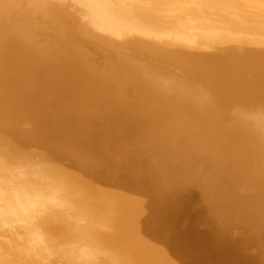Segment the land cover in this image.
Instances as JSON below:
<instances>
[{"label":"bare ground","instance_id":"6f19581e","mask_svg":"<svg viewBox=\"0 0 264 264\" xmlns=\"http://www.w3.org/2000/svg\"><path fill=\"white\" fill-rule=\"evenodd\" d=\"M0 264H264V0H0Z\"/></svg>","mask_w":264,"mask_h":264},{"label":"rangeland","instance_id":"374dc122","mask_svg":"<svg viewBox=\"0 0 264 264\" xmlns=\"http://www.w3.org/2000/svg\"><path fill=\"white\" fill-rule=\"evenodd\" d=\"M198 190L197 189H195L194 190V198L191 200L192 202V204L189 206V208H188V213H190L191 212V215H193L195 212H194V210H198V208L200 207V206H202V203H201V201H200V198H199V193L197 192ZM197 193V194H196ZM196 196H198V197H196ZM199 201V202H198ZM197 202V203H196ZM195 203L197 204V205H200L199 207L197 206V205H195ZM192 207V208H191ZM196 207V208H195ZM198 207V208H197ZM192 210H191V209ZM195 208V209H194ZM188 213L186 214L187 215V217H188ZM190 217V216H189ZM184 223V222H183ZM236 226V227H235ZM235 226H232V227H227V228H232V229H229V234H233V235H235V233H236V235L235 236H231V235H229L228 234V232H227V234H228V236L232 239H235V240H239L238 238H242V235H243V233L245 232L244 231V227H242L243 225L242 224H237V225H235ZM233 227H234V229H233ZM202 228H203V226H202ZM251 231H249V232H245L246 234H247V236H248V233H250ZM244 233V234H245ZM188 236V238L190 237V238H192L193 236L192 235H187ZM192 236V237H191ZM251 236V235H250ZM241 248H242V250L244 251V249L246 250V251H244L245 253H249V254H251L252 252H253V254L255 253V251H256V249L257 248H255V247H248V246H243V245H241ZM244 248V249H243Z\"/></svg>","mask_w":264,"mask_h":264}]
</instances>
